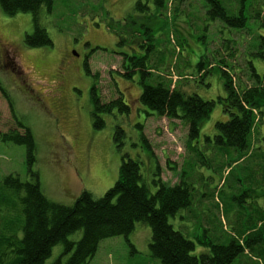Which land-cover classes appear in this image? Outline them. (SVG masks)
<instances>
[{
    "label": "rangeland",
    "instance_id": "obj_1",
    "mask_svg": "<svg viewBox=\"0 0 264 264\" xmlns=\"http://www.w3.org/2000/svg\"><path fill=\"white\" fill-rule=\"evenodd\" d=\"M137 1L146 4L148 10L134 9ZM162 1L163 5L158 6L155 0H52L50 9L42 6L37 15L38 25L52 40V46L47 47H28L24 43V36L33 30L30 13L9 16L0 9V85L5 92L4 95L0 90V135L16 128L14 114L30 128L36 143L32 169L38 173L45 196L64 205H72L82 190L100 197L111 187L117 178L121 152L140 161L142 180L151 192L155 190L152 179L156 178L157 167L160 178L169 184L185 179L191 186V204L169 216L168 222L194 241L192 253L199 255L208 252V248L198 239L227 244L238 236L239 229L260 225H253L256 219L252 208H256L255 202L262 203L264 179L255 184L250 179L252 170L256 175L259 162L246 158V154L239 156L233 148L218 147L205 136L213 139L215 122L227 118L217 101L224 93L220 73H208V68L218 65L222 57L231 66L234 84H249L244 53L252 34H264V28H259L255 19L249 20L244 29L211 20L204 0ZM221 3L231 13H237L243 3L246 16L259 9L264 16V0ZM132 20L137 23L132 25ZM125 23L130 29L139 23L151 28L154 53L149 64L154 68L153 78L159 76L170 87L214 99L209 115L200 123L198 138L189 142L195 146L193 150L186 147V124L147 116L146 108L137 101V77L125 80L119 75L121 59L112 52L129 49L116 46L114 32ZM221 41L230 44L224 47ZM96 47L99 48L94 50ZM247 58L264 74L260 59ZM200 61H208L202 81L197 72ZM25 69L29 71L26 76L21 74ZM63 69L65 84L60 88L62 100L58 101L62 92L47 83L57 82L55 73ZM93 80L102 102L116 98L120 91L130 106L127 115L116 109L112 114H101L105 121L101 129L92 127L90 115L89 90ZM116 124L125 130L121 152L112 139ZM137 124L142 126L138 128ZM260 137H264V117L252 130L249 150L251 146L264 150ZM9 173L18 175L20 180L29 178L25 146L0 139V180ZM80 236L81 231H76L68 239L77 240ZM127 238L133 248L122 235L102 239L86 264H161L149 254L148 224L136 222ZM258 244L264 246V239ZM62 251L61 243L54 245L44 264H52L58 258L65 262L68 255H62ZM232 264H264V257L256 258L246 251Z\"/></svg>",
    "mask_w": 264,
    "mask_h": 264
},
{
    "label": "trees",
    "instance_id": "obj_2",
    "mask_svg": "<svg viewBox=\"0 0 264 264\" xmlns=\"http://www.w3.org/2000/svg\"><path fill=\"white\" fill-rule=\"evenodd\" d=\"M155 2L158 6L163 5L162 0ZM204 2L211 20L218 19L229 27L244 29L249 20L255 19L258 27L264 28L263 10L248 12L249 15L246 16L243 3L237 13H231L221 0ZM51 3L52 0H0V9L9 16L19 12L30 13L33 30L24 36V43L28 47H47L52 46V40L47 31L38 25L37 15L42 6L49 10ZM134 9L144 11L148 10V6L137 1ZM156 11L159 16V11ZM131 23L135 25L137 22L132 20ZM127 25L125 23L119 31L114 32L116 46H126L129 49V52H112L121 59L119 75L125 80L137 77L140 86L137 101L146 108L147 116L179 120L186 124V147L193 150L195 146L189 142L198 138L200 123L209 115L214 99H204L195 92L185 93L178 87H170V83L159 76L153 78L154 68L149 61L151 53H154V34L146 23H139L136 28L131 29ZM251 38L243 58L249 84L242 86L238 82L235 85L229 70L231 66L222 57L218 60V65L208 68V73H220L224 93L217 97V101L227 118L215 122L216 133L213 139L209 136H205V139L213 140L218 147L233 148L239 156L246 154V158L259 162L256 175H253V170L250 172V179L255 184L260 178L264 179V150L252 146L249 149L252 130L264 117V74H260L253 61L247 57L258 58L264 63V34L255 33ZM221 43L227 47L230 41ZM228 55L231 56L232 53ZM207 65L208 61H200L198 64L200 81L205 74L202 71ZM86 72L91 74L88 67ZM92 76L95 79L96 75ZM0 90L5 95L1 85ZM118 92L116 98L102 102L97 84L93 80L89 100L94 129H101L105 125L101 114H112L115 109L119 113H129V103ZM13 118L16 128L2 133L0 139L25 146L29 178L20 180L18 175L9 173L0 180V264H44L51 255L53 246L58 243L63 245L61 254H67L68 257L63 263L58 258L52 264H86L102 239L122 235L133 248L127 237L136 222L149 225V254L161 264H232L246 251L256 258L264 257V246L258 244L264 239V193L261 194L262 203L255 202L256 208H252L256 219L253 225L259 222V227L239 229L238 236L232 237L227 244L208 238L198 239V243L207 247L208 252L196 255L192 253L195 248L194 241L175 230L168 222L169 216L191 204L190 184L182 178L174 184L163 181L157 167L156 178L152 179L155 190L151 192L142 180L140 161L131 158L127 152H121L125 138L122 126H114L112 137L117 150L121 152V162L113 185L100 197H94L89 191L82 190L72 205H64L49 200L42 191L38 173L32 169L36 152L34 136L30 128L15 114ZM136 126L140 128L142 125ZM140 137L154 156L141 132ZM260 140L264 145V137H260ZM76 231H81V236L77 240L68 239Z\"/></svg>",
    "mask_w": 264,
    "mask_h": 264
},
{
    "label": "flooded vegetation",
    "instance_id": "obj_3",
    "mask_svg": "<svg viewBox=\"0 0 264 264\" xmlns=\"http://www.w3.org/2000/svg\"><path fill=\"white\" fill-rule=\"evenodd\" d=\"M69 52H71V51H69ZM69 54V53H68ZM65 71H66V69H63V70H61V71H57L56 73H55V79L57 78V82L55 81V83L54 82H50V83H47L48 85H50V86H52V87H54V89H58V91H59V93H61V94H59V96H57V97H59V99H58V101H60V100H62V94H63V91H61V87L62 86H64V84H65V82H64V80H65ZM29 71L27 70V69H25V71H22V73L21 74H23L24 76H26V74L28 73ZM26 78V77H25ZM54 81V80H53ZM64 112V111H63Z\"/></svg>",
    "mask_w": 264,
    "mask_h": 264
}]
</instances>
